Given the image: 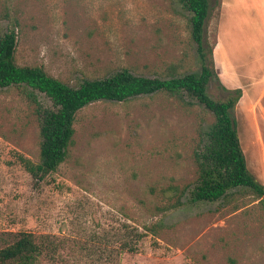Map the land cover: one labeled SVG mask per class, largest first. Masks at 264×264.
<instances>
[{"label":"rangeland","instance_id":"1","mask_svg":"<svg viewBox=\"0 0 264 264\" xmlns=\"http://www.w3.org/2000/svg\"><path fill=\"white\" fill-rule=\"evenodd\" d=\"M222 1L210 0L206 23L204 47L219 77L208 94L225 101L228 90H245L234 117L242 142L257 144L244 147L248 168L263 176L264 98H256L264 90V18L253 8L228 10L214 55ZM5 5L20 23L16 64L73 87L124 69L148 78L201 70L179 0H0V36L11 22ZM37 101L52 106L39 92L0 88V247L2 238L29 233L47 238L38 264H264L259 200H190L195 152L215 121L197 101L158 93L86 107L68 158L43 182L21 161L40 162Z\"/></svg>","mask_w":264,"mask_h":264},{"label":"trees","instance_id":"2","mask_svg":"<svg viewBox=\"0 0 264 264\" xmlns=\"http://www.w3.org/2000/svg\"><path fill=\"white\" fill-rule=\"evenodd\" d=\"M189 15L191 35L197 44L201 70L170 78L137 76L124 69L103 79L85 80L73 87L48 74L42 67L18 66L15 53L18 46L16 29L20 23L11 19L10 8L5 5V17L11 22L0 36V88H23L36 91L52 103L44 107L37 101L40 123V162L21 161L37 182H43L68 158L76 133L75 124L80 111L99 102L123 103L129 100L166 94L184 104L191 100L211 112L215 121L203 132L195 161L198 180L190 191L192 203H213L233 194H250L264 205V184L248 168L241 146L236 106L242 98L241 89L228 90L230 97L216 101L208 94L212 79L219 80L213 60V50L206 52L204 39L206 23L211 12L210 0H179ZM33 234L19 233L12 242L2 238L0 264H38L47 256L48 243Z\"/></svg>","mask_w":264,"mask_h":264},{"label":"crops","instance_id":"3","mask_svg":"<svg viewBox=\"0 0 264 264\" xmlns=\"http://www.w3.org/2000/svg\"><path fill=\"white\" fill-rule=\"evenodd\" d=\"M238 1H241V2H238ZM254 1V2H253ZM256 0H223L222 1V6H221V9H222V12H221V17H220V24H219V32H218V43H217V48L215 49L214 51V55L216 53V51L218 50V48L220 47V44H222V28H221V23H222V19L225 15V13L232 9L233 7H236V6H239L240 8H247V9H255L258 11L259 15L262 17V19L264 18V13H262L261 11L263 10L264 11V3L262 2H255ZM252 11V10H251ZM260 17V18H261ZM264 83V82H263ZM240 89V88H238ZM236 90V88L234 89ZM243 90V89H241ZM261 96V100L262 98H264V90L257 96L256 98V101H259V97ZM246 97V92L245 90H243V95H242V98L240 99L241 101L244 100ZM249 98V97H248ZM259 99V100H258ZM250 101V99H248ZM254 101V103L256 102ZM251 103V101H250ZM257 103H260V102H257ZM240 138V137H239ZM240 142H241V146L243 148V151L247 157V162H248V156H247V150H245L244 147H246V143H247V146L250 147V145H252L251 143L249 144L248 142L245 141V143L242 142V140L240 139ZM250 142V141H249ZM252 147L257 150V144H254L252 145ZM252 149V148H251ZM257 152V151H256ZM263 171H264V167H263ZM257 178L264 184V174L263 176H257Z\"/></svg>","mask_w":264,"mask_h":264}]
</instances>
